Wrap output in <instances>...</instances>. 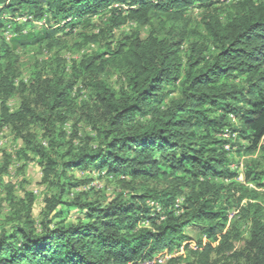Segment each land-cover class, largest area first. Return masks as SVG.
Listing matches in <instances>:
<instances>
[{"label":"trees","instance_id":"obj_1","mask_svg":"<svg viewBox=\"0 0 264 264\" xmlns=\"http://www.w3.org/2000/svg\"><path fill=\"white\" fill-rule=\"evenodd\" d=\"M128 23L137 28L115 35ZM78 30L104 43L21 77L17 51L51 52ZM4 128L46 190L34 218L36 194L16 195L12 161L0 164V264H136L187 249L189 226L206 234L191 264H264V0H0ZM76 172L116 188L108 196ZM243 223L249 236L233 250Z\"/></svg>","mask_w":264,"mask_h":264},{"label":"rangeland","instance_id":"obj_2","mask_svg":"<svg viewBox=\"0 0 264 264\" xmlns=\"http://www.w3.org/2000/svg\"><path fill=\"white\" fill-rule=\"evenodd\" d=\"M192 22L195 23L199 20L200 14L197 9L190 10L188 12ZM99 19L95 18L94 22H98ZM155 24V23H154ZM157 25V24H155ZM137 27L132 24H124L119 29L115 30V35L120 32L125 34H129ZM139 34L142 38L146 37L149 32V28H138ZM87 34H91V31L88 30ZM61 37V45L55 48L53 51H46L42 48H35V49H24L19 50L16 52L18 62L17 67L18 71L22 78L27 79L32 71V68L35 66L36 62H38V67L41 66V62H45L44 75H50L49 66L54 68V65L57 62V59L60 60L61 63L71 64L72 60H75L76 63L83 57L84 55L91 54L96 50H99L104 40L99 39L98 42H85L82 40V37L78 31H74L72 34H67L60 36ZM58 57V58H54ZM53 63V64H51ZM69 74V72H66ZM109 82L114 85L115 87L119 86V78L116 75H111L109 78ZM83 90V94H87L88 92L85 89ZM11 109H15L19 106L20 100L17 96L13 97L9 101ZM37 110H40V107H37ZM80 128V132L86 134L87 128L80 124L78 126ZM36 132H39L36 130ZM0 164L6 159H10L12 161L11 165L9 166V174L4 177L5 181L12 186L13 192L16 195H22L23 190L33 191L36 194V201L34 203V210H33V217L37 218L39 216L40 210L43 208V201L42 197L46 189H44V185L40 183L41 181V169L40 167L33 161L23 162L22 159L16 154L18 148L22 146V141L20 139L15 140L13 138L12 133L9 129H2L0 130ZM235 162L242 165V169L239 172V176H242L243 181V166L244 162L247 159H250V156H240L236 157L233 156ZM256 157L255 154L253 158ZM24 163V164H23ZM22 169L20 170V168ZM77 177L80 178H92L93 181L88 186H96L99 189L106 190V195H110L112 190L116 188L115 184L106 178L98 179L97 176L93 173H86L81 174L76 172ZM239 178H237L238 180ZM241 181V182H242ZM259 192L262 194L261 201L264 202V186L258 189ZM5 192L4 190L0 192V213L6 208V202L4 201ZM237 212V211H236ZM236 212L234 210L229 211V221L226 225V229H230L231 222L236 216ZM230 222V223H229ZM239 234L236 238H233V250H239L244 246L245 239L249 236V224L243 223L241 226H234ZM234 233V232H232ZM183 234L190 238V242H197L200 239H206V234L202 233V228L198 226H189L186 227L183 231ZM216 244V243H214ZM179 261L181 264H191L195 263V256L193 254V250L190 248H185L182 253L179 255ZM214 259V257L212 258Z\"/></svg>","mask_w":264,"mask_h":264},{"label":"built area","instance_id":"obj_3","mask_svg":"<svg viewBox=\"0 0 264 264\" xmlns=\"http://www.w3.org/2000/svg\"><path fill=\"white\" fill-rule=\"evenodd\" d=\"M24 18H17V19L24 20ZM36 25H41V23L37 22ZM7 37H9V35H7ZM1 143H2V141H0V144ZM225 148L228 149V145H226ZM232 167L235 168L236 166H232ZM240 170H241V166H239V171ZM241 177L242 176H239L240 181H242ZM248 186L255 188L251 184H249ZM234 212H236V211L234 210ZM188 248H190L191 250H197L196 242H189ZM184 249H185V247L182 245V246H180V248L177 251H173L172 253H167V252L162 253L160 255L153 257L152 259L139 261L136 264H166L171 258L178 256L180 253H182L184 251Z\"/></svg>","mask_w":264,"mask_h":264}]
</instances>
